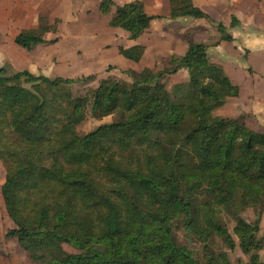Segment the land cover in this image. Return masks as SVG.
Returning a JSON list of instances; mask_svg holds the SVG:
<instances>
[{
	"label": "trees",
	"instance_id": "1",
	"mask_svg": "<svg viewBox=\"0 0 264 264\" xmlns=\"http://www.w3.org/2000/svg\"><path fill=\"white\" fill-rule=\"evenodd\" d=\"M169 6V19L213 22L191 0ZM97 10L131 41L158 18L141 1L100 0ZM59 23L40 13L36 27L20 30L13 43L26 51L53 44L46 36ZM216 26L220 40L233 41ZM208 47L190 42L169 67L122 70L130 82L103 78L83 96H74L72 85L95 76L0 69L1 196L13 224L4 237L34 264H231L226 252L211 249L216 240L230 251L237 246L245 264H264V132L248 128L243 116L213 114L239 88L210 62ZM144 52L140 44L118 47L135 63ZM180 70L187 81L169 91L167 77ZM87 113L115 120L79 135ZM248 208L251 221L242 216ZM224 214L234 222L231 232ZM179 228L202 243L201 254L177 242Z\"/></svg>",
	"mask_w": 264,
	"mask_h": 264
},
{
	"label": "rangeland",
	"instance_id": "2",
	"mask_svg": "<svg viewBox=\"0 0 264 264\" xmlns=\"http://www.w3.org/2000/svg\"><path fill=\"white\" fill-rule=\"evenodd\" d=\"M27 1L36 2L37 6L40 7L39 14L46 15L50 22L55 18L60 20L57 33L46 36L48 40L56 39L55 43L39 45L32 51H26L13 43L15 35L34 21L32 13H30L31 17L29 19H24L27 16V11H25L27 3L24 2ZM27 1L0 0V13H7L12 10V22H14L13 20H19L21 22L16 28L8 30L9 32L7 33L0 32V69L3 68L7 75L17 71L27 70L34 75H44L46 77L61 76L66 78H81L95 76V81L93 82L72 85L71 92L74 96L89 94L97 86L98 81L103 78L112 77L116 80L130 82L129 78L121 73L122 70L132 69L140 72L144 68H150L155 72L161 71L169 67L168 62L171 57L179 56L178 54L181 51L179 49L180 43L188 44L198 39L194 35L191 27L187 26L188 28H185L184 33L181 34V27L172 25L171 23H165L164 21L161 25L153 23L155 27L146 31L137 40L131 41L121 29L113 31L108 29L109 26L106 25L108 23V21L106 23V17L97 13L100 0ZM128 1L133 0H115V3L116 5H121ZM236 22L238 23V21ZM208 23L212 29L210 32L207 31L206 34H203L202 37L207 42L204 44L211 46L218 41L221 34L217 30L216 24L218 22L212 23L209 21ZM166 24H169V26L165 27ZM230 28L231 25L228 29ZM133 43L142 44L145 47L144 55L138 63L129 61L118 54V47L125 48ZM229 50L223 51L221 55L224 56L220 58L221 61L228 60V62H225L227 66L226 70L231 74H239L240 77L242 75H251V67L246 72L245 68L241 70L238 66L232 65L233 62L238 61L241 66H244L247 52L242 51L239 53L240 57H242L239 60L240 57H237L232 50ZM209 54L211 59L215 57L212 53ZM254 75L257 76L258 74L256 73ZM254 75H252L251 80H254ZM187 79L186 71L180 70L176 74L167 77V89L170 91L174 85L184 83ZM239 86V95L242 97L244 91L243 86ZM258 92L256 93V98L259 101L257 99L254 102L251 99L245 100L246 95L249 93V88H247L242 99V101H245H243L245 104H242L243 102L241 101L239 105H235L230 103L234 102L235 99H229L227 100V104L215 109L213 114L219 117H233L239 116L240 113L244 112L242 115L244 116V123L253 130L264 132V114H259L256 111L255 113L258 115L254 114V108L251 111L245 110L249 109V106L253 103L254 106L258 102L264 103V90L262 93ZM113 120H115L114 115L96 120L87 113L86 119L76 127V131L79 135H84L100 124L109 123ZM5 174V167L0 161V264H34L29 260L25 251L22 250L15 240L4 237L6 231L13 228L12 222L6 215L1 196V187L5 181ZM242 216L248 221L256 217L253 209L250 208L246 209L242 213ZM223 220L229 232H231L234 222L225 214L223 215ZM260 235L264 237V213L260 218ZM175 237L179 244L186 246L196 254H201L202 243L194 239L182 228L175 231ZM233 239L237 244V239L235 237ZM210 247L216 253L226 252L231 264H237V260H240L244 264L247 262V257L241 253L237 246L233 251H230L219 240H216L213 245L210 244ZM64 248L67 251L70 250L68 247ZM259 254L264 261V249Z\"/></svg>",
	"mask_w": 264,
	"mask_h": 264
},
{
	"label": "crops",
	"instance_id": "3",
	"mask_svg": "<svg viewBox=\"0 0 264 264\" xmlns=\"http://www.w3.org/2000/svg\"><path fill=\"white\" fill-rule=\"evenodd\" d=\"M113 1L115 3V0ZM133 1H141L144 5V11L148 15L158 16V18H155L150 22V25L146 31H148L152 27H155L153 23L156 24L158 23V25H161V23L165 21V23H171L172 25L181 27L180 30L181 34L184 33L185 28L191 27L194 31V35L199 39V40L195 39L193 41L207 43L203 39L202 35L206 34L207 31L210 32L212 29V27L208 23L209 22L208 20L193 19V18H178L175 20L169 19V12H170L169 0H133ZM191 1L195 7L203 11L213 21L212 23L218 22L221 25H223L225 28H227L226 31L233 38L232 42L222 41L219 38L218 41L214 43L215 45H211L207 49V55L210 62L215 63L223 68L224 72L230 79L231 83L239 88V94H240L239 85L243 86L244 91L242 97L241 95L238 94V97L236 98H229V99H235L234 102H230V103L239 105L242 99L244 98L245 91H247V88H249V93L246 95L245 100L251 99L252 102L256 101L257 99L256 93L258 92V90H259L258 93H262V91L264 90V0H191ZM24 3H27V6L25 5L26 6L25 11H27L26 12L27 16L24 19L25 20L29 19L31 17L30 13H32V18L34 21L33 23L28 24V26L23 29L34 28L36 27L37 24V17L40 12L39 11L40 7L37 6L36 2L27 1ZM125 3H129V1ZM12 13H13L12 10H10L7 13H0V32L7 33L9 32L8 30H11L12 28H16L18 24L21 23L19 20L17 21L13 20L14 22H12V16H11ZM232 18H235L236 21H238V23L235 27H231L230 29H228V27L231 25ZM17 19H19V17H17ZM105 19L107 23L108 17H106ZM168 26L169 24L165 25V27ZM199 27L201 28L199 29ZM108 29L110 31L116 30L115 28H110V27H108ZM136 44L137 43H133L130 46ZM179 47L181 51L179 52L178 55L182 56L186 51L187 43L186 44L180 43ZM173 48H178V47H173ZM228 49L232 50L234 52V55H237V57H240L239 53H241L242 51L247 52L245 58L246 60H244V66H241L238 63V61L233 62L232 65L238 66L241 70L245 68L246 72L247 69L251 67L252 74L251 75L249 74L250 76L249 75L244 76L240 71L242 75L241 78L239 74H231L226 70L227 66L225 62H228V60L221 61L220 58L224 56L221 55L222 52L225 50L228 51ZM209 53H212V55L215 57L211 59ZM241 58L242 57H240L239 60H241ZM256 73L258 74L257 76L254 75ZM252 75H254L255 77V78L253 77L254 80H251ZM249 95H251V97H249ZM227 100L225 104H227ZM257 101H259V99H257ZM244 102L242 104H245ZM252 108H254V114H256L255 111L258 112L259 114H264V103L258 102L256 106H254L253 103L249 106V109H245V110L251 111ZM243 114L244 112L240 113L239 116H242ZM233 117H238V116H233Z\"/></svg>",
	"mask_w": 264,
	"mask_h": 264
}]
</instances>
